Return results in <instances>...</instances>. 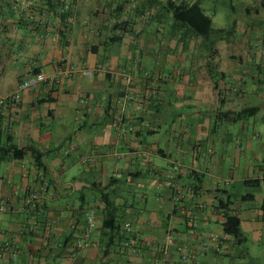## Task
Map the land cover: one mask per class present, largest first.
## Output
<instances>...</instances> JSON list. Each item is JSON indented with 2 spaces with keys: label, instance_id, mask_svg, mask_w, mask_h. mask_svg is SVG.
<instances>
[{
  "label": "crops",
  "instance_id": "obj_1",
  "mask_svg": "<svg viewBox=\"0 0 264 264\" xmlns=\"http://www.w3.org/2000/svg\"><path fill=\"white\" fill-rule=\"evenodd\" d=\"M60 1L0 0L1 140L36 146L47 167L30 153L0 158V201L11 205L0 222V264H153L174 211L165 264H264V0H198L215 28H227L214 24L223 10L232 36L253 34L247 42L178 41L172 13L160 7L169 0H65L68 20ZM61 67L72 72L1 103L36 70ZM127 89L136 99L123 106ZM34 187L45 191L36 210L24 204ZM98 187L116 206L110 243ZM227 206L242 242L234 238L223 254L203 251L201 239L223 231ZM87 210L97 222L88 236ZM126 221L151 245L124 247ZM83 238L92 245L76 247Z\"/></svg>",
  "mask_w": 264,
  "mask_h": 264
},
{
  "label": "trees",
  "instance_id": "obj_2",
  "mask_svg": "<svg viewBox=\"0 0 264 264\" xmlns=\"http://www.w3.org/2000/svg\"><path fill=\"white\" fill-rule=\"evenodd\" d=\"M150 0L149 2L152 3ZM61 5L63 8L60 10V17L62 19H70L71 17V4H67L65 0H61ZM157 2L160 4L162 2ZM161 8H166L168 12L172 13V18L174 21L172 28V36L176 37L178 41L184 40L185 37L189 35H196L201 37L205 41H215L218 39H225L226 36L231 35L232 28H215L213 26L212 17L205 13L204 7L198 0H169L165 4H161ZM68 28L67 23L65 24V30ZM61 31V35L64 36V31ZM37 73V70L36 72ZM26 153H30L34 165H36L40 170L45 172L47 167L43 163V152L34 145L22 146L13 143L12 140L6 138L3 142L1 140L0 134V158L2 160L7 159H22L25 157ZM254 183L259 184V180H254ZM262 184L264 185V177L262 178ZM101 194V199L105 204L106 214L104 221L102 223V229L106 230L109 234V243L114 238V232L118 229L119 223L115 224V211L116 206L111 198L109 192H106L103 187H98ZM30 189L28 190V192ZM27 192V194H28ZM26 194V195H27ZM45 197L38 202L37 207L32 210L40 208L41 204H44ZM9 202V201H8ZM10 203V202H9ZM224 204H229L225 201ZM224 212L223 230L227 233L233 235V237L238 242H242V230L240 225L239 216L233 211H229L230 207L227 206Z\"/></svg>",
  "mask_w": 264,
  "mask_h": 264
},
{
  "label": "built area",
  "instance_id": "obj_3",
  "mask_svg": "<svg viewBox=\"0 0 264 264\" xmlns=\"http://www.w3.org/2000/svg\"><path fill=\"white\" fill-rule=\"evenodd\" d=\"M103 69L106 68L103 67ZM108 70H111V68H108ZM68 72H72L71 67L67 69L61 67L58 72H54L52 74H46L44 72L34 73L29 78H25L21 80L19 82L17 90L12 94L2 98L1 103L3 102L14 103L19 99L22 91L28 90L30 88H34L40 84H52L58 80L60 75ZM83 72L86 75H92L91 70L84 69ZM123 73L126 72L123 71ZM135 99H136V95L132 91L127 89L122 93L119 101L123 106H125L127 103L134 101ZM114 124L119 130L124 129L121 125V118L117 119L116 122H114ZM83 161L85 162L86 159H84ZM172 169L175 172L178 171L180 169V163L175 162ZM164 184L166 186H171L173 184L172 177L165 179ZM44 197H45V191L43 188L41 187L31 188L28 194L25 196L24 204L26 207L33 209L37 207L38 205L37 203L40 202V200ZM10 207L11 205L8 201H0V222L2 220L3 214L8 212L10 210ZM178 212L184 213L183 206L178 207ZM174 214H176L175 211L170 215L171 218L169 219L167 234L162 246V257L155 259L153 264H165L168 258L170 245L174 242V235H173ZM85 215H86L87 224L84 229V235L88 236L96 227L97 222L94 211L87 210L85 212ZM186 222L188 225V232L192 236H194L196 234V226H197L196 219L192 216H188ZM124 228L126 230V237L123 239L124 247L130 248L133 252H138L141 251L144 247H148L149 245H151L150 241H145L141 243L140 238L138 237L137 227L131 221H126L124 223ZM233 240H234L233 235L227 233L224 230L221 232H211L206 238L201 239V246H202L201 248L203 251H207L208 249L213 248L214 251L223 254L229 250L230 244ZM45 244L49 245L48 241L45 242ZM75 245L78 248L89 247L92 245V242L87 238L77 239ZM190 256H191L190 252L182 253L183 260H188Z\"/></svg>",
  "mask_w": 264,
  "mask_h": 264
},
{
  "label": "rangeland",
  "instance_id": "obj_4",
  "mask_svg": "<svg viewBox=\"0 0 264 264\" xmlns=\"http://www.w3.org/2000/svg\"><path fill=\"white\" fill-rule=\"evenodd\" d=\"M218 18L217 17H215V19H214V24H215V26H224V27H227V28H229L228 27V25H229V23H230V18L226 15V13L225 12H223V10H219V14H218ZM234 18H236V19H239L240 18V13H236L235 14V16H234ZM234 34V33H233ZM245 38L243 39V37L241 36H239V35H234V36H232V35H228V36H226L225 37V39L226 40H233V41H240V42H247L248 40H250V39H253V34H245V36H244ZM258 119V121H257V123L260 125V124H262L263 123V121L262 120H260V118H257ZM85 192L87 193V194H89L90 193V191L88 190V189H86L85 190ZM130 197V199H132L133 198V196H129ZM139 199V198H138ZM249 246H250V249L252 250V251H259L260 249H259V247L257 246V243H251V244H249ZM263 251H264V249H263ZM262 250L260 251V253H262L263 252Z\"/></svg>",
  "mask_w": 264,
  "mask_h": 264
}]
</instances>
